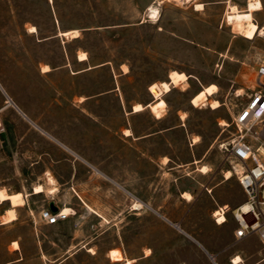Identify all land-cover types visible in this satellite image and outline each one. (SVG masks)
<instances>
[{"label": "rangeland", "instance_id": "1", "mask_svg": "<svg viewBox=\"0 0 264 264\" xmlns=\"http://www.w3.org/2000/svg\"><path fill=\"white\" fill-rule=\"evenodd\" d=\"M233 4L248 0H0V188L24 195L18 219L0 224V264H264L255 234L235 240L246 194L220 147L264 64V33L245 38ZM173 70L189 78L163 94L162 117L133 112ZM211 83L222 105L195 107ZM49 200L68 218L43 221Z\"/></svg>", "mask_w": 264, "mask_h": 264}, {"label": "built area", "instance_id": "2", "mask_svg": "<svg viewBox=\"0 0 264 264\" xmlns=\"http://www.w3.org/2000/svg\"><path fill=\"white\" fill-rule=\"evenodd\" d=\"M257 73L259 88L253 90L234 118L237 134L220 147L226 152V160L236 162L233 173L246 194V199L233 210L238 223L235 240L255 234L264 248V64L258 67ZM218 210L226 214L228 207L224 205ZM69 215L61 207L53 211L47 206L40 211L41 219L47 224H56Z\"/></svg>", "mask_w": 264, "mask_h": 264}, {"label": "bare ground", "instance_id": "3", "mask_svg": "<svg viewBox=\"0 0 264 264\" xmlns=\"http://www.w3.org/2000/svg\"><path fill=\"white\" fill-rule=\"evenodd\" d=\"M262 6L263 5H262L261 0H248L246 10H240L239 7L235 4L231 5L229 12H233L236 14L237 20L242 26L241 27L242 28L241 34L245 38L252 39L258 33H264V26H260L254 19V12L259 11L262 8ZM201 7H202V4L201 3L198 4V9H200ZM151 8H152V13H153L152 15L153 16L157 15L158 9L156 7H151ZM35 29H37V28H35V26H33L32 30H35ZM60 33L63 35H66V34L68 35V33L77 34L78 30L61 31ZM87 59H88V55L86 52H81L79 54V60H87ZM44 70L45 71L50 70L49 65H45ZM188 78H189V76L185 72L173 70L170 73L169 81L164 80V81H161L159 83L153 82L150 85V91L152 92V94L154 95V97L156 99L153 102H151L149 104V106L155 115L162 117L161 109L164 108V106L166 105V100L163 97V94L170 92L173 87L179 86V84L181 82L187 81ZM238 91H241V90H238ZM217 92H218V85L216 83L208 84V85L204 86L201 90H199L192 97L191 102L195 107L205 106L209 102V106L211 108H213V109L219 108L222 105L220 100L212 99L209 101V98L211 96H214ZM241 93H238V94H241ZM143 109H144V105L142 103H136L134 106L135 111H141ZM221 124L228 125L229 123L226 119H223L221 121ZM125 133L130 134L131 130L126 129ZM198 140H199L198 136H195L193 138V142H195V143ZM165 162H167V160H165ZM198 169L200 171L206 173L208 171L209 167L204 164V165H201L200 167H198ZM232 175H234L232 170L229 169L226 171L225 176L227 178H230ZM53 182H55V181H53ZM34 192L35 193L44 192V186L42 184L36 185L34 188ZM51 192L52 193L55 192V189H51ZM183 196L188 200H191L193 198L191 192H189V191H185L183 193ZM5 200H9L12 204L11 208L8 210V215L5 219V222H8V221L14 220L17 217L15 209H16V206L24 204V196H23V193H21V192L11 193V192H8L5 188H0V202L5 201ZM134 205H135V208L140 209L144 206V203L139 200ZM87 206L91 210H93L92 207H90L89 205H87ZM62 208H64L65 212H69V213L71 212V208L69 206H64ZM216 214L219 215L218 220L220 223L226 221L225 214H223L220 210H218L216 212ZM177 226H179V225L177 224ZM14 244H15V248L18 249L19 248L18 242L15 241ZM109 253L112 257H119V249H111L109 251ZM211 257L215 261V256L211 255ZM133 261H134V259H129L127 261V264H131ZM241 261H242L241 256L237 255L235 258H233V261H231V264H239Z\"/></svg>", "mask_w": 264, "mask_h": 264}, {"label": "crops", "instance_id": "4", "mask_svg": "<svg viewBox=\"0 0 264 264\" xmlns=\"http://www.w3.org/2000/svg\"><path fill=\"white\" fill-rule=\"evenodd\" d=\"M80 61H85V60H80ZM49 71V70H48ZM83 100H85L84 98H83ZM151 102H153V101H151ZM151 102H149L146 106L144 105V109H145V107H150L149 106V104L151 103ZM135 106V105H134ZM142 111V110H141ZM133 112H139V111H135L134 110V107H133ZM126 129H130V128H126ZM125 129V130H126ZM131 130V129H130ZM124 134L125 135H131L132 134V132L130 133V134H127V133H125V131H124ZM142 139H143V137H142ZM65 145V144H64ZM213 146H210V150L211 149H213L212 148ZM209 150V151H210ZM202 156V155H201ZM169 160V159H168ZM199 161H201L200 159H199ZM194 162H198V159H195L194 160ZM202 165H204V164H202ZM205 165H207L208 167H209V170H212L213 169V167L215 166V163L213 162V161H208V160H205ZM201 165H199V167H200ZM101 171V170H100ZM102 172V171H101ZM35 188V187H34ZM22 193V192H21ZM33 193H35V192H33ZM24 196V195H23ZM145 200H148V199H145ZM6 201H9V200H5V201H1L0 203H4V202H6ZM10 202V201H9ZM50 202H52L51 200H49L48 201V204H50ZM55 203V202H54ZM10 204H11V202H10ZM11 206H12V204H11ZM57 206H59V205H57ZM16 207H20L19 205L18 206H16ZM59 207H61V206H59ZM11 207H9V208H7L5 211H4V213H2L1 215H0V224H5V223H10V222H13V221H15L16 219H18L17 217L14 219V220H11V221H8V222H5V219H6V217H7V215H8V210L10 209ZM15 210H17V209H15Z\"/></svg>", "mask_w": 264, "mask_h": 264}, {"label": "water", "instance_id": "5", "mask_svg": "<svg viewBox=\"0 0 264 264\" xmlns=\"http://www.w3.org/2000/svg\"><path fill=\"white\" fill-rule=\"evenodd\" d=\"M49 207H50L53 211H57L59 206H57V205L54 203V201H52V202H50Z\"/></svg>", "mask_w": 264, "mask_h": 264}]
</instances>
